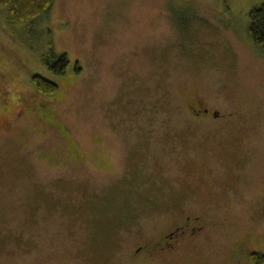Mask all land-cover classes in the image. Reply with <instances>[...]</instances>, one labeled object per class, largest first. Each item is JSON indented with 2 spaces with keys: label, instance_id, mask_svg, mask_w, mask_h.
Returning a JSON list of instances; mask_svg holds the SVG:
<instances>
[{
  "label": "rangeland",
  "instance_id": "1",
  "mask_svg": "<svg viewBox=\"0 0 264 264\" xmlns=\"http://www.w3.org/2000/svg\"><path fill=\"white\" fill-rule=\"evenodd\" d=\"M263 3L55 0L25 24L0 11V264H241L239 247L258 264L264 49L249 13ZM47 53L68 56L64 74ZM188 216L208 226L184 250L135 253Z\"/></svg>",
  "mask_w": 264,
  "mask_h": 264
},
{
  "label": "trees",
  "instance_id": "2",
  "mask_svg": "<svg viewBox=\"0 0 264 264\" xmlns=\"http://www.w3.org/2000/svg\"><path fill=\"white\" fill-rule=\"evenodd\" d=\"M55 0H0V11L5 13L8 21L11 24H25L29 20H34L39 15L49 11L53 6ZM250 25H249V36L252 42L264 49V3L260 6H256L250 10ZM42 60L49 71L54 74H64L70 63L69 58L66 54H61L55 58L54 53H47L42 57ZM77 70L80 69L77 65ZM32 81L36 88L44 93L49 94L57 89V83L40 75L35 74L32 77ZM118 215H114V222ZM97 221V228L104 224L103 222ZM107 225V223H105ZM106 225H104L106 227ZM109 227V225H107ZM110 228V227H109ZM104 231V230H103ZM106 234V233H105ZM93 240H95L93 234ZM101 238L95 240L96 248L101 245ZM255 260V259H254ZM258 264H264V254H262L258 260Z\"/></svg>",
  "mask_w": 264,
  "mask_h": 264
},
{
  "label": "flooded vegetation",
  "instance_id": "3",
  "mask_svg": "<svg viewBox=\"0 0 264 264\" xmlns=\"http://www.w3.org/2000/svg\"><path fill=\"white\" fill-rule=\"evenodd\" d=\"M188 105L191 111L199 117L213 116L215 118L221 119V117L224 116V121L227 116V114H222L220 109H212L210 106L205 105L200 99H194L193 101L188 102ZM27 108L34 109L29 105ZM5 110V108H3V110H0V114ZM7 117L10 118L12 116H8L7 114ZM7 117L4 119L5 121H0V128H3V126L7 129L11 128V119H8ZM207 226V220H200L198 217H193V219H191V216H188L182 223L176 225L174 229L158 238V240H156V242L154 241L153 244L148 245L147 247L139 245L135 253L138 254L140 251L145 250V257L148 261L164 260L165 257H169V253L177 252L181 250V248L183 249V242L185 239L188 238L191 242L195 240V235L200 233L202 229H205ZM191 247L189 248L191 249ZM186 251L188 250L186 249ZM235 255L237 256L238 262H240L241 264H243V262L246 260V252L243 247L237 248Z\"/></svg>",
  "mask_w": 264,
  "mask_h": 264
}]
</instances>
